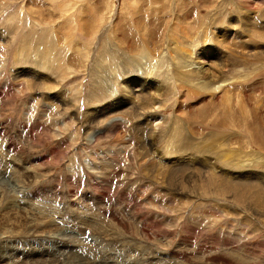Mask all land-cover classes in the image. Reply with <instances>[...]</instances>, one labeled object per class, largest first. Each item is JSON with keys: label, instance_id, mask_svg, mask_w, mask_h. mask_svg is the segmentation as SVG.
Wrapping results in <instances>:
<instances>
[{"label": "rangeland", "instance_id": "374dc122", "mask_svg": "<svg viewBox=\"0 0 264 264\" xmlns=\"http://www.w3.org/2000/svg\"><path fill=\"white\" fill-rule=\"evenodd\" d=\"M252 22L264 0H0V264H264V184L251 179L264 174V55L238 52L264 44ZM170 47L231 65L210 85ZM135 74L148 93H125Z\"/></svg>", "mask_w": 264, "mask_h": 264}, {"label": "bare ground", "instance_id": "6f19581e", "mask_svg": "<svg viewBox=\"0 0 264 264\" xmlns=\"http://www.w3.org/2000/svg\"><path fill=\"white\" fill-rule=\"evenodd\" d=\"M178 2V1H177ZM245 3V2H244ZM62 8V7H61ZM162 10V9H161ZM184 10V9H183ZM242 11H244V10H242ZM249 11H251V10H249ZM135 12V11H134ZM156 13V12H155ZM182 13V12H181ZM164 14V13H163ZM162 14V15H163ZM251 15V14H250ZM164 16V15H163ZM251 17H253V16H251ZM253 20V19H252ZM258 20V19H257ZM142 23V22H141ZM207 23H208V21H207ZM234 22H231V35H232V37L233 38H238L239 37V32H238V30H237V27H235L234 26V24H233ZM189 24V23H188ZM205 24V23H204ZM203 25V24H202ZM209 25H210V23H209ZM209 25H208V27H209ZM242 25V24H241ZM162 26V25H161ZM204 26V25H203ZM120 27V26H119ZM242 27V26H241ZM247 27V26H246ZM256 27V28H255ZM258 27V28H257ZM108 28V27H107ZM139 28H141V27H139ZM205 28V27H204ZM207 28V27H206ZM229 28V29H230ZM250 29H249V32H250V34L255 38V37H258V39L259 38H263L264 39V24H262V26H257V24L255 23V22H252L251 24H250V27H249ZM120 29H121V27H120ZM153 29V28H152ZM190 29V28H189ZM202 29H203V27H202ZM118 30V29H117ZM137 30V29H136ZM193 30H195L194 28L192 29L191 28V32L193 31ZM207 30V29H206ZM246 30V29H245ZM189 31V30H188ZM199 30H197V32H198ZM194 32V31H193ZM224 32V31H223ZM258 32H260V33H258ZM200 33H202V32H200ZM247 33V32H246ZM199 34V33H198ZM219 34H221V32H219ZM197 35V34H196ZM229 35V34H228ZM248 37V36H247ZM250 37V36H249ZM248 37V42H246L247 44L249 43V40L251 41V39ZM125 38H126V36H125ZM144 39V38H143ZM230 39V38H229ZM253 39V38H252ZM122 40V39H121ZM126 40V39H125ZM225 40H228V39H225ZM246 40V39H245ZM217 41V40H216ZM259 41V40H258ZM221 42V41H220ZM226 42V41H225ZM224 42V43H225ZM254 42V41H253ZM129 43V42H128ZM197 43V42H196ZM228 45H229V42L227 41L226 42ZM256 43V42H255ZM133 44V43H132ZM136 44V43H135ZM134 45V44H133ZM199 45V44H198ZM218 45V44H217ZM227 45V46H228ZM259 46H256V49H257V52H253V49H254V47H252L253 49H251V48H249L248 47V51L247 52H245V51H242V50H240V51H238L239 52V55H240V57H242V59H244V58H246L247 59V57H253V56H256V55H264V44H258ZM131 46V45H130ZM195 46V45H194ZM247 46V45H246ZM245 46V47H246ZM149 47V46H148ZM188 47V46H187ZM193 47V46H192ZM198 47V46H197ZM209 47V46H208ZM215 47V46H214ZM217 47V46H216ZM221 47V46H220ZM132 48V47H131ZM135 48H137L136 46H135ZM222 48V47H221ZM234 48V47H233ZM232 49V48H231ZM243 49H245L244 47H243ZM135 50V49H134ZM236 50V49H235ZM170 51L172 52V54L170 55L171 56V59L172 60H177V61H179L180 63H181V65H183V67L186 69L187 68V65L189 64V67H191V71L193 72V74L196 76V77H203L204 79H205V77H207V76H204V75H207L208 73V79H210L209 80V84L211 85V84H213V83H215L217 80L215 79V75H217V74H221V73H224V72H226L228 69H229V67H230V65L231 64H229V60H228V58L226 59V60H224V61H222V60H217V61H212L211 62V68H205V64L207 63L206 62V60H198V61H196L197 60V58L199 57V56H197V54L195 53V55L192 57V62H190L189 61V59H190V57L193 55V49H191V50H188V49H185L184 47H182V49L181 48H179V50L177 49V48H172V47H170ZM197 51V50H196ZM225 51V50H224ZM234 51V50H233ZM255 51V50H254ZM226 52V51H225ZM235 53V52H234ZM229 54V53H228ZM227 54V55H228ZM206 55H208V53L206 54ZM237 55V54H236ZM220 56V55H219ZM218 57V56H217ZM259 57V56H258ZM237 59H238V57H236ZM221 59V58H220ZM234 59H235V57H234ZM241 59V58H240ZM188 62H190V63H188ZM178 65H179V63H177ZM216 64V65H215ZM234 64V63H233ZM213 65H215V66H213ZM163 66H164V64H162V65H160V67H162L163 68ZM176 66V65H175ZM147 70H145V72H146ZM138 78H140V74H135V75H133V76H131L130 78H128L126 81H125V86H124V91H125V93H127V94H134V93H136L137 91L138 92H140V93H148L149 91H146L144 88H142V89H140V90H137V89H135L134 87H131V85H136V80L135 79H137L138 80ZM218 82V81H217ZM203 83V82H202ZM206 83V82H205ZM153 84H154V87H155V85L157 84H155V82H153ZM199 85H201V84H199ZM208 85V84H207ZM193 86V84L191 83V87ZM197 86H198V84H197ZM202 86V85H201ZM209 86V85H208ZM157 87H158V85H157ZM194 87V86H193ZM203 87H207V86H203ZM219 89V88H218ZM223 89V88H222ZM225 89V88H224ZM156 93H157V95H158V97L159 96H162L163 95V91H161V90H156V89H153ZM210 91V90H209ZM152 92V91H151ZM154 92V93H155ZM153 93V92H152ZM219 93V92H218ZM211 94V93H210ZM253 94V93H252ZM252 94H250V95H252ZM152 95V94H151ZM150 95V93L148 94V96H149V98L151 99V100H153L154 98V96H151ZM192 95V94H191ZM59 96H61L60 94H59ZM59 96H57L56 97V99L54 98V96L53 97H49L50 99H52V101L54 102V104L57 106V99H58V97ZM115 96V95H114ZM139 97H141L140 95H138ZM137 96V97H138ZM147 96V97H148ZM191 97V96H190ZM212 97V96H211ZM231 97H233L232 96V94H231ZM230 97V98H231ZM244 97V96H243ZM63 98V97H62ZM128 98V97H127ZM134 98V97H133ZM229 98V97H228ZM54 99V100H53ZM113 99V98H112ZM132 99V98H131ZM144 99H145V97H144ZM60 100V99H59ZM139 100V99H138ZM142 100V99H141ZM155 100V99H154ZM153 100V101H154ZM196 100V99H195ZM252 100V99H251ZM122 101L121 100H119V99H117V101H116V103L115 104H113L112 103V100H111V102L109 103V107H107V109H104L103 111L101 110H94L93 111V113L92 114H90V118H89V120H88V124L89 125H93V124H100L102 121H104V119H103V117L104 116H106L107 114H109V113H111V112H117L121 107H120V103H121ZM162 102V101H161ZM139 103V102H138ZM148 103V102H147ZM151 104H152V102H151ZM208 104V103H207ZM213 104V103H212ZM238 104V103H237ZM131 105V104H130ZM137 106H138V104H137ZM141 106V105H140ZM149 106V105H148ZM147 106V107H148ZM215 106V105H214ZM243 106H245V105H243ZM252 106V105H251ZM264 106V105H263ZM58 107V106H57ZM131 107V106H130ZM145 107V106H144ZM132 108V107H131ZM134 108V107H133ZM132 108V109H133ZM184 108V107H183ZM136 109V108H135ZM156 109V108H155ZM126 110H129V109H126ZM142 110V109H141ZM188 110V109H187ZM191 110V109H190ZM243 110V109H242ZM135 111V110H134ZM145 111H146V109H145ZM148 111V110H147ZM189 111V110H188ZM132 112V111H131ZM141 112H143V111H141ZM204 112V111H203ZM205 112H206V110H205ZM120 113V112H119ZM135 113V112H134ZM209 113V112H208ZM136 114V113H135ZM134 114V115H135ZM182 114V113H181ZM199 114V113H198ZM180 115V114H179ZM137 116V115H136ZM176 116V115H175ZM134 118V117H133ZM137 119H138V117H136ZM143 118V117H142ZM140 119V118H139ZM131 120V119H130ZM197 120H199L198 119V117H197ZM263 120V119H262ZM253 122H256V121H253ZM258 122V121H257ZM180 123V122H179ZM178 123V124H179ZM177 124V125H178ZM204 124V123H203ZM116 124H114V126H115ZM117 125H119V124H117ZM225 125V124H224ZM243 125V124H242ZM258 125V124H257ZM114 126H110L111 128H106L105 130H103V132L104 133H102V135H106V133L108 134V136H111V134L113 133V130H112V128L114 127ZM216 126V125H215ZM244 126V125H243ZM248 126V125H247ZM139 127V126H138ZM255 127V126H254ZM144 129V128H143ZM146 129V128H145ZM249 129V128H248ZM253 129V128H252ZM216 130V129H215ZM180 131V130H179ZM255 140L254 141H256V144H258L263 150H264V127H263V129L262 128H260V127H256L255 128ZM142 133H144V132H142ZM252 133V132H251ZM141 135V134H140ZM156 135H157V133H156V126H154V125H152L150 128H148L147 129V133H146V139L144 140V146H146V145H149V144H151L152 143V141H154V139H155V137H156ZM107 136V135H106ZM176 136V135H175ZM187 137V136H186ZM175 138H177V137H175ZM97 139V138H96ZM141 139V138H140ZM212 139V138H211ZM189 140V139H188ZM192 140V139H191ZM253 142V141H252ZM183 143V142H182ZM185 143V142H184ZM153 144V143H152ZM186 144V143H185ZM143 151V150H142ZM153 153V152H152ZM140 156H141V158H147L148 157V155L146 154V153H144V152H141L140 151ZM184 158V157H183ZM144 160V159H143ZM149 160V159H148ZM177 161H178V159H176ZM145 161V160H144ZM190 163V162H189ZM23 164V163H22ZM146 164V163H145ZM191 165V164H190ZM145 166V165H144ZM159 166V165H158ZM172 166H173V164H172ZM175 166V165H174ZM207 166V165H206ZM160 167V166H159ZM184 167V166H183ZM112 168V167H111ZM169 168H171V170H172V167H169ZM206 168V167H205ZM113 169H114V167H113ZM149 169V168H148ZM159 169V168H158ZM242 169V168H241ZM115 170V169H114ZM144 170V169H143ZM186 169H184V171H185ZM212 170V169H211ZM145 171V170H144ZM183 171V170H182ZM150 173V172H149ZM162 173V172H161ZM164 173V175L166 176V179L171 183V180H169V177L171 176L170 175V172H166V174H165V172H163ZM240 173H242V172H240ZM246 173V172H245ZM20 174V173H19ZM152 175H153V171H151V173H150V178L152 177ZM240 174H236V173H234V174H231V178H233V177H236V176H238L240 179H245L246 177H249V178H251V176H252V174H250V173H246L245 175H243V176H239ZM146 176V175H145ZM102 179H104L105 177H104V175L103 174H101V176H100ZM199 178H200V176H198ZM198 177H194V179L195 178H198ZM209 177V176H208ZM202 178V177H201ZM157 179V178H156ZM155 179V180H156ZM203 179V178H202ZM251 179H253V182L254 183H261L262 184V186H263V184H264V174H262L261 173V175H260V177H252ZM196 180V179H195ZM204 180H206V178L204 179ZM221 180H223V179H221ZM209 181V180H208ZM149 182V181H148ZM184 181H180L179 180V184L177 185V188L178 189H180V190H183V188L181 187V186H183L185 183H183ZM224 182H225V180H224ZM229 182V181H228ZM227 182V183H228ZM200 183V182H199ZM210 183V182H209ZM106 184V183H105ZM170 185V184H169ZM180 185V186H179ZM209 185V184H208ZM228 185V184H227ZM246 186V185H244V182H234V187L233 188H235V187H242V186ZM185 186V185H184ZM212 186V185H211ZM221 188V187H220ZM230 188V187H229ZM263 188V187H262ZM177 189V190H178ZM229 190V189H228ZM3 192V191H2ZM263 192V191H262ZM260 195H262L261 194V192H258ZM95 195H96V193H95ZM102 195V194H101ZM101 198V197H100ZM259 199V198H258ZM261 202V201H260ZM41 207V206H40ZM49 207V206H48ZM84 209H86V208H84ZM82 211V210H81ZM80 214V213H79ZM43 216H44V214H43ZM9 217V216H8ZM16 218V217H15ZM34 218V217H33ZM32 218V219H33ZM46 218V217H45ZM85 218V217H84ZM94 219L92 222H97L98 221V217L96 216V213L94 212V213H91V215H89V216H87L86 217V220H87V222L90 220V219ZM18 219V218H17ZM84 220V219H83ZM27 221V220H26ZM40 221V220H39ZM35 221L34 220H28L27 221V226H29L30 228H32L33 230L34 229H36V227L39 225H37L36 223H34ZM49 222V221H48ZM91 222V223H92ZM51 223V222H50ZM24 225H26L25 223H24ZM100 225V224H99ZM124 225V224H123ZM41 226V225H40ZM35 231V230H34ZM43 231V230H42ZM41 232V231H40ZM47 232V231H46ZM122 233V232H121ZM127 234V233H126ZM72 237V236H71ZM61 240V239H60ZM65 243H63V247H68L69 248V244L71 243V242H73V241H71V242H69V241H64ZM62 243L61 242H59L58 241V246H59V244H61L62 245ZM75 243V242H74ZM62 247V246H61ZM152 248V247H151ZM184 251V250H183ZM182 251V252H183ZM147 253V252H146ZM7 254V253H6ZM11 255H3V258L0 260L1 262H4V261H6L7 259H8V257L9 258H11L10 257ZM7 258V259H6ZM5 259V260H4ZM76 260H77V258H76ZM67 262V261H66ZM80 263H83V264H87L86 263V260H85V262L83 261V262H80ZM55 264H57V263H55ZM73 264H75V263H73ZM162 264V263H161Z\"/></svg>", "mask_w": 264, "mask_h": 264}]
</instances>
